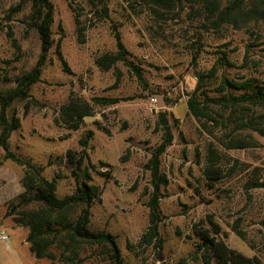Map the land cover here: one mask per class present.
Here are the masks:
<instances>
[{
	"label": "rangeland",
	"instance_id": "374dc122",
	"mask_svg": "<svg viewBox=\"0 0 264 264\" xmlns=\"http://www.w3.org/2000/svg\"><path fill=\"white\" fill-rule=\"evenodd\" d=\"M51 2L53 43L39 80L26 88L25 98L13 99L8 108V114L20 120L10 135L9 150L26 164L7 159V181L11 182L13 165L22 171L23 187L30 165L32 174L54 179L56 196L64 197L82 183L87 171L88 182L101 188L100 199L90 208L89 229L111 233L126 264L189 260L198 242L196 231L212 234L217 229V236L249 257L250 264H264V136L238 125L240 117L264 122V107L226 109L210 104L207 116L199 118L186 108L202 73L199 92L210 96L216 95L223 75L264 81V22L216 25L202 1L156 10L148 0H107L105 19H99L98 10L86 0ZM29 11L27 0H0L4 93L15 89L34 68L40 52L37 33L28 25ZM113 26L127 54L125 61L106 68L97 60L117 50ZM223 54L230 66L217 63ZM215 65L214 76L206 77ZM132 66L139 68L141 79ZM94 96L116 97L118 102L101 105L93 102ZM75 99L88 103L91 114L71 128L75 114L66 115L62 109ZM161 113L172 140L159 156V172L166 178L158 198L159 240L147 243L143 235L154 191L149 159L165 136ZM88 131L92 134L81 146L79 139ZM233 144L237 147H230ZM68 151L74 155L72 163ZM16 197L0 206L5 210L3 230L9 235L7 244L0 241V264H49L44 258L35 262L24 240L28 227L13 221L17 211L38 208L40 203L13 212L8 204H15ZM79 210L71 208L68 218L74 219ZM51 249L59 256L61 249ZM13 257L19 262H12ZM54 264L109 262L97 249L80 245L73 260L57 257ZM190 264H202L200 254Z\"/></svg>",
	"mask_w": 264,
	"mask_h": 264
},
{
	"label": "trees",
	"instance_id": "16d2710c",
	"mask_svg": "<svg viewBox=\"0 0 264 264\" xmlns=\"http://www.w3.org/2000/svg\"><path fill=\"white\" fill-rule=\"evenodd\" d=\"M30 3L28 25L32 27L38 36L40 43V52L34 68L29 71L19 82L15 89L7 92L0 91V147L4 150V158L11 159L18 164L26 163L9 150V138L11 133L20 126V120L15 115L8 114V108L13 99H23L27 95L26 88L39 80L42 65L47 59V54L52 47L51 26L53 23L54 9L51 0H27ZM91 9L98 10L99 19L108 18L107 0H86ZM156 10H167L171 4L181 3L183 1L194 3L202 1L208 17L216 25L229 23L238 25L244 21H261L264 22V0H148ZM75 23L78 17H74ZM113 35L116 44L115 53H105L97 60V64L103 67H110L117 60H126L127 51L121 40L119 32L113 26ZM60 55V52L57 51ZM217 63L230 66L227 56L217 59ZM219 60H223L220 62ZM64 69L67 65L62 60ZM136 76L141 79L142 75L138 67L132 66ZM215 67H212L206 77L214 76ZM204 74L199 75V82L194 91L186 101L187 112L197 118L207 116L208 106L214 104L224 106V108H236L240 106L264 107V81H259L256 77L233 79L223 75L218 83L216 95L210 96L204 90L199 92ZM93 102L101 105L115 104L118 102L116 97H92ZM66 115L75 114L71 128H77L79 122L91 114V108L86 102H79L78 99L71 100L62 109ZM162 128L164 133L163 141L156 148L154 154L149 159L151 170V181L154 191L149 201V225L143 235V240L150 243L151 240L158 238V198L160 186L166 183V178L159 172V156L165 150V147L171 143L172 134L169 125L160 114ZM239 127H247L260 135L264 136V122L257 119H243L238 121ZM92 131L79 139V144L85 146L90 138ZM230 147H237L233 144ZM69 163L74 160L71 151L66 153ZM79 165L81 158L76 161ZM29 170L25 172L22 183L24 191L17 195V202L8 204L11 210L15 212L17 208L25 207L31 202L40 203L35 209H22L17 211L13 216V221L17 226L28 227V233L25 241L29 245V250L37 259L44 258L49 260V264H54L58 257L60 260H73L80 245L89 246L97 249L103 259L109 264H126L120 254L119 247L114 236L105 231H91L89 229L90 208L95 200H99L101 188L99 185L91 184L90 174L86 171L83 175L81 184H76L74 190L64 197H57L55 194V180L47 179L29 165ZM79 177V176H78ZM73 207H80L76 217L72 220L68 218V211ZM10 212V211H9ZM7 214H12L7 213ZM214 233V234H213ZM210 231L197 230L195 235L198 242L196 248L191 253L189 260L197 258L198 254L202 257V264H250L251 259L241 253L230 249L224 240L217 236L218 229ZM159 240V239H157ZM51 247L61 249L59 256H56ZM188 258H181L173 264H190ZM160 264H167L161 262Z\"/></svg>",
	"mask_w": 264,
	"mask_h": 264
},
{
	"label": "crops",
	"instance_id": "0c3cea01",
	"mask_svg": "<svg viewBox=\"0 0 264 264\" xmlns=\"http://www.w3.org/2000/svg\"><path fill=\"white\" fill-rule=\"evenodd\" d=\"M6 161H7V159H5V160L3 159L0 161V193H1L0 206H2V207L6 201H8L9 199H11V200L14 199L17 195H19L20 193L23 192V187L20 183L21 175H22L21 169H20V173H18L19 171H18L17 167H14L13 165H11L12 177H11V182H10L11 184H10L9 181H7L8 176L6 175V172H8L10 170L6 166ZM4 213H5V210L0 211V230H3V222L1 220V218H2ZM14 227H15L14 225H11V229ZM25 243L27 244L28 249H29L28 243L26 241H25ZM34 258L36 259L35 262H37L38 259L35 256H34ZM15 260L18 261V257L11 258L12 262H14Z\"/></svg>",
	"mask_w": 264,
	"mask_h": 264
},
{
	"label": "built area",
	"instance_id": "2783aa9c",
	"mask_svg": "<svg viewBox=\"0 0 264 264\" xmlns=\"http://www.w3.org/2000/svg\"><path fill=\"white\" fill-rule=\"evenodd\" d=\"M152 101L155 102L156 101V98L154 97L152 99ZM8 236L9 235L7 234V232L5 230H0V241H2L3 243L7 244V242H8Z\"/></svg>",
	"mask_w": 264,
	"mask_h": 264
},
{
	"label": "water",
	"instance_id": "95a60500",
	"mask_svg": "<svg viewBox=\"0 0 264 264\" xmlns=\"http://www.w3.org/2000/svg\"><path fill=\"white\" fill-rule=\"evenodd\" d=\"M161 259V258H160Z\"/></svg>",
	"mask_w": 264,
	"mask_h": 264
}]
</instances>
